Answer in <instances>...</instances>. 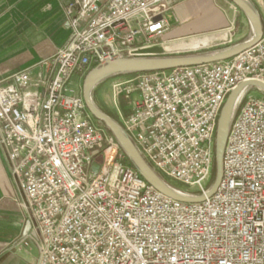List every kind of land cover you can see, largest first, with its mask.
I'll return each instance as SVG.
<instances>
[{"label":"built area","instance_id":"obj_1","mask_svg":"<svg viewBox=\"0 0 264 264\" xmlns=\"http://www.w3.org/2000/svg\"><path fill=\"white\" fill-rule=\"evenodd\" d=\"M167 9V0H65L68 37L37 85L29 69L0 82V148L40 240L36 264H264L262 91L240 96L215 193L186 202L151 186L67 84L75 71L150 54ZM248 80L264 82V32L230 59L117 81L131 100L120 124L159 176L206 193L222 106Z\"/></svg>","mask_w":264,"mask_h":264},{"label":"crops","instance_id":"obj_2","mask_svg":"<svg viewBox=\"0 0 264 264\" xmlns=\"http://www.w3.org/2000/svg\"><path fill=\"white\" fill-rule=\"evenodd\" d=\"M249 1L264 26L262 0ZM64 2L0 0V82L15 72L29 69L31 87L37 85L46 71L43 62L51 59L68 37L63 26ZM167 4L164 14L167 29L148 55L174 52L175 45L192 38L212 39L207 45L210 46L239 38L244 41L252 35L249 20L230 0H167ZM25 205L26 196L0 148V264L38 261L40 240Z\"/></svg>","mask_w":264,"mask_h":264},{"label":"water","instance_id":"obj_3","mask_svg":"<svg viewBox=\"0 0 264 264\" xmlns=\"http://www.w3.org/2000/svg\"><path fill=\"white\" fill-rule=\"evenodd\" d=\"M230 1L247 17L252 26V35L248 39L212 52L145 55L106 60L93 67L83 79L81 94L91 115L97 121L102 123L112 134L127 157L129 163L139 172V174L156 190L176 200L202 202L215 193L222 178L224 149L231 120L238 106L240 96L249 88H257L264 93V82L259 80L241 82L227 96L222 106L216 127L214 151L215 177L206 193L195 196L186 195L179 191L151 168L141 156L121 124L109 114L102 111L94 103L92 90L98 83L111 76L161 71L177 67L219 62L230 59L245 49L253 46L262 38L264 32V26L257 9L249 0ZM98 168L99 164L95 162L93 164L94 171L97 172Z\"/></svg>","mask_w":264,"mask_h":264},{"label":"rangeland","instance_id":"obj_4","mask_svg":"<svg viewBox=\"0 0 264 264\" xmlns=\"http://www.w3.org/2000/svg\"><path fill=\"white\" fill-rule=\"evenodd\" d=\"M241 38L235 39L229 43H214L207 47H202L197 50L193 51H184V52H167V53H161L159 55H171V54H192V53H205V52H212L215 50L222 49L224 47H227L229 45L241 42ZM126 75H116L111 76L100 83H98L92 90V98L94 103L105 113L112 116L115 120H117L120 123V114L124 117L127 116L130 113L131 109V100L130 98H126L122 93L116 94L113 84L116 83L119 80H123ZM83 78L79 77V73L75 71L71 78L68 81V86L72 89H74L77 92H81L82 90V83ZM174 184V183H173ZM176 185V184H175Z\"/></svg>","mask_w":264,"mask_h":264},{"label":"bare ground","instance_id":"obj_5","mask_svg":"<svg viewBox=\"0 0 264 264\" xmlns=\"http://www.w3.org/2000/svg\"><path fill=\"white\" fill-rule=\"evenodd\" d=\"M212 39H200V38H192L188 42H179V44L175 45L173 48L174 51H185V50H195L201 47L207 46L212 43Z\"/></svg>","mask_w":264,"mask_h":264},{"label":"trees","instance_id":"obj_6","mask_svg":"<svg viewBox=\"0 0 264 264\" xmlns=\"http://www.w3.org/2000/svg\"><path fill=\"white\" fill-rule=\"evenodd\" d=\"M96 66V65H95ZM94 66V67H95ZM112 117V116H111ZM214 177H215V168H214V165H213V171H212V176H211V182H213L214 180Z\"/></svg>","mask_w":264,"mask_h":264}]
</instances>
